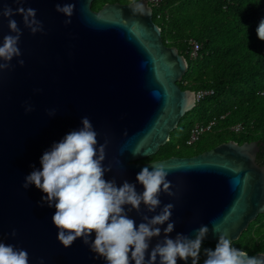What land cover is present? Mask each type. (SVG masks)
Masks as SVG:
<instances>
[{
	"label": "water",
	"instance_id": "1",
	"mask_svg": "<svg viewBox=\"0 0 264 264\" xmlns=\"http://www.w3.org/2000/svg\"><path fill=\"white\" fill-rule=\"evenodd\" d=\"M93 1L72 0L71 23L65 24L54 5L68 0H23L36 8L43 32H30L15 14L24 63L13 57L10 67L0 70V239L25 248L29 264H39L41 257L44 264H104L81 238L62 245L51 221L55 209L37 203L40 189L22 187L31 165L39 166L42 151L87 115L98 142L107 141L105 177L115 178L117 185L135 181L145 164L171 166L167 179L174 194L160 193L161 206L174 204L170 219L176 223L168 235L194 236V229L207 224L203 242L216 243L220 233L236 241L264 214V164L256 161L260 143L230 140L193 156L138 162L164 146L195 106V92L178 84L188 63L163 42L148 0L143 12L134 11L132 2L94 10ZM4 3L17 6L0 0V8ZM7 19L0 15V39L10 31ZM26 101L31 111L25 112ZM50 108L55 114H48ZM136 188L143 186L137 182ZM153 214L143 203L128 212L137 222ZM177 264H191V258H177Z\"/></svg>",
	"mask_w": 264,
	"mask_h": 264
},
{
	"label": "clouds",
	"instance_id": "2",
	"mask_svg": "<svg viewBox=\"0 0 264 264\" xmlns=\"http://www.w3.org/2000/svg\"><path fill=\"white\" fill-rule=\"evenodd\" d=\"M13 8L4 3L0 15L8 18L10 31L0 39V70L10 67V61L17 57L23 65L19 39L22 28L18 26L15 14H20L22 23L30 32H43V22L36 16V8L25 6L23 0H13ZM55 9L65 16L64 23H71L74 2L56 3ZM134 11H145L143 0H132ZM257 36L264 40V17L256 28ZM33 105L24 103L25 112ZM49 115L56 109H47ZM107 141L98 142V132L90 118L84 115L79 126L65 132L53 140L39 156V166L31 165L25 174L22 187L35 186L42 195L38 204L53 207L51 221L56 227V237L64 246H69L76 238H81L96 257L104 264H177V258L198 264L201 245L209 231L207 224L194 229V236L176 232L175 221L170 219L174 204L169 201L161 206L160 193L173 195L171 181L167 179L169 167L162 162L145 164L136 173V180H123L117 185L115 178H106L110 165L105 159ZM139 153L138 148L132 154ZM143 188L138 191L136 183ZM143 203L151 216L145 215L137 222L128 212L140 209ZM130 206V207H126ZM159 207V211H155ZM163 225V227H161ZM213 225V229H217ZM161 232L164 233L160 236ZM11 235H16L12 229ZM160 236L154 244L152 238ZM203 264H264V252L250 255L247 249L236 247L226 233L218 235L215 247H205ZM0 264H29L28 251L13 243L0 239ZM39 264H44L43 257Z\"/></svg>",
	"mask_w": 264,
	"mask_h": 264
},
{
	"label": "trees",
	"instance_id": "3",
	"mask_svg": "<svg viewBox=\"0 0 264 264\" xmlns=\"http://www.w3.org/2000/svg\"><path fill=\"white\" fill-rule=\"evenodd\" d=\"M117 1L132 2L94 0L92 9ZM262 17L264 0H161L152 6V19L161 29L163 42L176 47L187 60L179 86L213 92L180 119L164 146L138 162L193 156L230 140L239 144L257 140L256 161L264 164V40L256 33ZM191 40L199 47L195 57L189 54ZM212 119L214 126L188 144L191 128ZM236 124L241 125L239 132L232 130ZM232 243L250 255L264 252V214ZM215 244L202 242L198 264L206 258L203 249Z\"/></svg>",
	"mask_w": 264,
	"mask_h": 264
},
{
	"label": "built area",
	"instance_id": "4",
	"mask_svg": "<svg viewBox=\"0 0 264 264\" xmlns=\"http://www.w3.org/2000/svg\"><path fill=\"white\" fill-rule=\"evenodd\" d=\"M161 0H148L150 6H156ZM166 44V43H165ZM190 45H191V49H190V56L191 57H195L198 51V44L191 40L190 41ZM212 90H199L197 92H195V98H196V102L200 99H202L204 96L212 94ZM215 124V119L210 120L207 124H195L189 133V138L187 143L191 144L196 142L200 136H202L203 133H205L206 131L210 130ZM241 129V125L240 124H236L232 127V130L234 132H239Z\"/></svg>",
	"mask_w": 264,
	"mask_h": 264
},
{
	"label": "flooded vegetation",
	"instance_id": "5",
	"mask_svg": "<svg viewBox=\"0 0 264 264\" xmlns=\"http://www.w3.org/2000/svg\"><path fill=\"white\" fill-rule=\"evenodd\" d=\"M118 2V1H117ZM108 3H114V2H108ZM118 3H122V2H118ZM180 157V156H179ZM183 157H188V156H183Z\"/></svg>",
	"mask_w": 264,
	"mask_h": 264
},
{
	"label": "rangeland",
	"instance_id": "6",
	"mask_svg": "<svg viewBox=\"0 0 264 264\" xmlns=\"http://www.w3.org/2000/svg\"><path fill=\"white\" fill-rule=\"evenodd\" d=\"M178 133V132H177Z\"/></svg>",
	"mask_w": 264,
	"mask_h": 264
}]
</instances>
